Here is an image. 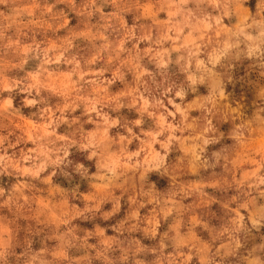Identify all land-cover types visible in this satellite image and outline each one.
I'll list each match as a JSON object with an SVG mask.
<instances>
[{"label": "rangeland", "instance_id": "obj_1", "mask_svg": "<svg viewBox=\"0 0 264 264\" xmlns=\"http://www.w3.org/2000/svg\"><path fill=\"white\" fill-rule=\"evenodd\" d=\"M195 4L76 0L69 11L64 0H0V111L9 101L15 110L11 119L0 116V157H6L0 162V240H8L9 264H18L16 257L22 264H182L183 259L187 264H264V197L259 195L264 185L255 188L251 175L264 171L259 169L264 133L257 121L264 115V56L258 52L232 62L224 103L235 118L213 120L216 137L223 139L204 152L187 134L182 145L170 146L169 163L185 165L182 182L189 194L167 206L138 198L130 181L102 182L98 161L79 146L70 148L71 164L49 165L39 177L32 175V161L22 159L42 151L49 138H69L77 127L89 134L106 130L107 139L116 142L113 153L140 152L143 158L159 152L166 134L156 133L179 117L153 108L159 99L174 111L171 95L165 97L162 87L151 84L145 91L139 81L142 73L155 75L164 63L166 75H157V81L178 85L184 80L175 63L185 54L182 45L208 39L182 26L189 11H198ZM245 7L254 13L255 0ZM204 12L218 16L211 8ZM239 23L235 16L223 19L228 29ZM240 48L247 52L259 45L241 37ZM26 79L54 85L55 91L46 88L41 93L46 103L25 106V99L34 97L14 85ZM209 88L200 85L197 97L208 95ZM112 97L122 106L117 109ZM194 98L189 94L185 104ZM175 103H181L180 97ZM92 107L96 111H89ZM188 115L199 119L201 113L193 107ZM61 117L67 122L61 123ZM241 124L249 126L243 144L230 138ZM225 151L228 160L221 158L215 167L196 160ZM78 165H83L80 171ZM156 190L166 193L169 184H157Z\"/></svg>", "mask_w": 264, "mask_h": 264}, {"label": "clouds", "instance_id": "obj_2", "mask_svg": "<svg viewBox=\"0 0 264 264\" xmlns=\"http://www.w3.org/2000/svg\"><path fill=\"white\" fill-rule=\"evenodd\" d=\"M69 6V11L75 7L76 0H64ZM95 3V0H92ZM248 0H196L195 7L198 11H189L188 19L182 21L183 27H189L193 32L199 34L203 32L208 39L200 40L199 45L195 41H190L189 45H182L185 54L180 56L175 61L181 65V71L184 73V80L180 84L169 85L165 81H157V75H166L167 63L158 65V72L154 75L152 72L142 73L145 78L139 81L141 87L148 91L151 84L156 89L163 88L165 97L172 96L168 103L172 105L174 111H168L162 100H155L153 108L155 110L164 109L168 116L174 119L178 116L179 120L173 124H166L161 128L156 135L161 133L166 134V138L160 143V151H152L151 155L141 158L140 152L127 153L126 151L112 152V146L115 141L107 139L106 130L97 133H86L82 127H77L69 138H49L45 141L47 147L42 151L33 150L30 154H25L23 160H31L35 171L33 176L39 177L40 173L49 165L59 166L71 164L68 160L70 156V148L79 146L84 150L90 151L89 159L98 161L99 179L104 183L116 184L123 181H130L135 185V193L138 198H143L149 202H155L160 205L167 204L177 198L189 194V188L182 182L183 169L185 167L179 160L176 163H169L170 146L173 144H183L187 134V139L198 144L200 152H204L205 148L211 144L223 139V136L216 137V128L213 125V120L218 116L224 118L226 115L235 114L230 106L224 102L226 100L225 82H231L233 60L241 55H253L258 52L264 56V0H255V12H250L245 5ZM211 8L217 11L218 16L213 18L206 15L204 10ZM50 13L52 10L49 8ZM237 17L240 20L239 24L233 26L232 29L223 26L225 17ZM212 21L204 23V21ZM54 22H57L54 18ZM61 27L66 25L60 22ZM248 32H253L256 35L249 36ZM218 33L223 35L217 38ZM245 41L258 44L259 49H252L245 52L240 48V38ZM231 41V42H229ZM202 45V47L200 46ZM39 48V45L36 46ZM47 57V51L44 52ZM203 57V58H201ZM21 67L23 64L20 65ZM264 75V73H262ZM114 81H110L113 83ZM23 85V86H21ZM200 85H210L208 95L197 97L198 88ZM14 87H20V90L28 93L34 98L25 99V106H36L46 103V98L41 95L46 88H52L55 91V86L50 84L37 85L31 83L28 79L19 82ZM5 89L11 90L9 85H4ZM192 94L195 97L190 104H185V99ZM175 97H180L181 103H175ZM116 100V108L122 106L116 97L110 98ZM261 105H264V92L261 93ZM102 104L106 103L101 101ZM200 110L201 116L199 119H191L188 115L193 108ZM89 111H96L95 107ZM260 112L264 114V106ZM100 113L98 112L97 115ZM15 115V110L11 109V101L5 106L4 111H0V116H7L11 119ZM257 121L260 125L261 132L264 133V115H258ZM61 123H66L63 117L60 118ZM118 121H112L117 123ZM72 123H75L74 121ZM104 124H108L107 117H104ZM136 125L141 124L140 120L133 122ZM248 125L241 124L235 130L230 138H233L237 143L243 144L245 141L244 131L248 130ZM131 132V129H128ZM178 133V135H177ZM28 139H33L29 136ZM39 139V138H38ZM62 141V142H61ZM156 141L153 139L152 141ZM227 151L223 153H213L209 160L200 161V156H196V160L203 167H215L221 158L228 160ZM259 169L264 170V148L259 153ZM6 157H0V162H4ZM83 168V165L77 166V171ZM153 173L155 176H153ZM256 176L255 188L264 185V171L252 173ZM165 182L169 184V191L162 192L156 190L157 184L163 185ZM259 195L264 197V190L259 191ZM261 214L264 215V209H261ZM239 230V228H237ZM178 245H183V241L177 237ZM194 247V246H193ZM195 254V253H194ZM9 243L7 239L0 240V264H9ZM23 253H21V256ZM18 264H22L20 257L15 258ZM182 264H187L186 259H183Z\"/></svg>", "mask_w": 264, "mask_h": 264}]
</instances>
